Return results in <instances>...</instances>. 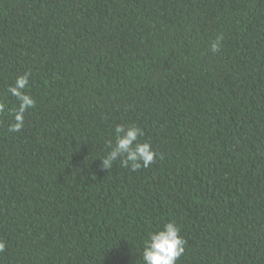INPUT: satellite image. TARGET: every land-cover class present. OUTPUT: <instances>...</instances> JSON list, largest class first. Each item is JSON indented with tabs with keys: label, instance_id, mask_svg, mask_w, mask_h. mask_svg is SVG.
Returning <instances> with one entry per match:
<instances>
[{
	"label": "trees",
	"instance_id": "obj_1",
	"mask_svg": "<svg viewBox=\"0 0 264 264\" xmlns=\"http://www.w3.org/2000/svg\"><path fill=\"white\" fill-rule=\"evenodd\" d=\"M0 101V264H143L167 222L177 264H264V0H0ZM119 124L155 163L102 169Z\"/></svg>",
	"mask_w": 264,
	"mask_h": 264
},
{
	"label": "clouds",
	"instance_id": "obj_2",
	"mask_svg": "<svg viewBox=\"0 0 264 264\" xmlns=\"http://www.w3.org/2000/svg\"><path fill=\"white\" fill-rule=\"evenodd\" d=\"M223 40V35H220L211 43L210 50L213 54L221 51ZM31 75V72H25L8 88L10 95L19 102L11 112L13 122L8 128L9 133H19L24 127L26 113L37 106L36 99L26 92ZM5 111L6 105L0 101V113ZM114 133V143L109 141V149L103 158L99 159L102 162V169L109 170L114 164L119 163L136 171L155 163L157 153L152 145L141 142L140 138L144 136L143 129L134 124L128 126L119 124L115 127ZM186 243L181 235V228L175 222H167L161 229L151 232L145 240L141 257L143 264H177L185 253ZM6 248V243L0 240V253H4Z\"/></svg>",
	"mask_w": 264,
	"mask_h": 264
}]
</instances>
